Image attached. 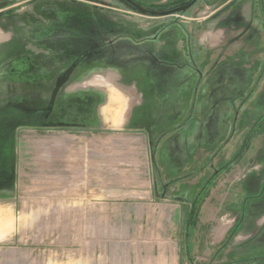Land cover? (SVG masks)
I'll use <instances>...</instances> for the list:
<instances>
[{
    "label": "rangeland",
    "instance_id": "374dc122",
    "mask_svg": "<svg viewBox=\"0 0 264 264\" xmlns=\"http://www.w3.org/2000/svg\"><path fill=\"white\" fill-rule=\"evenodd\" d=\"M137 48L145 50V70L142 58L134 62ZM182 68L187 79L185 72L175 76ZM97 72L103 82H90ZM14 78L32 85L28 120L19 116L25 111L16 109L17 99L5 97ZM183 84L189 122L177 125L171 140L151 137L153 144L167 137L158 155L190 169L185 179L195 178L193 196L204 184L211 191L204 224L190 227L186 239L192 244L182 243L184 264H264L262 194L252 229L248 221L236 243L219 246L212 234L232 173L224 166L264 112V0H199L185 14L169 16L144 14L125 0H0V222L9 225L0 231V264H58L57 143L73 150L75 143L95 139L90 132L101 129L89 127L99 122L98 106L110 88L135 100L174 93ZM248 144L245 159L258 154L251 172L261 174L264 126ZM225 210H232L227 224L233 223L234 207ZM68 225L67 219V254Z\"/></svg>",
    "mask_w": 264,
    "mask_h": 264
},
{
    "label": "crops",
    "instance_id": "0c3cea01",
    "mask_svg": "<svg viewBox=\"0 0 264 264\" xmlns=\"http://www.w3.org/2000/svg\"><path fill=\"white\" fill-rule=\"evenodd\" d=\"M126 42L132 44L126 40L118 44ZM144 52L141 54L137 48L132 55L134 62L142 58L145 70ZM187 71L176 69L175 76L185 72L187 79ZM98 77L102 76L95 74L90 82H103ZM177 88L174 93L143 95L134 100L114 86L103 95L98 106L99 122L89 127H100L101 131L93 130L88 136L92 138L95 134V139L75 143L73 150L63 141L57 143V173L54 176L57 182L58 264H184L186 244H192L186 239L189 229L204 224L201 215L209 204L211 191L204 184L193 196L191 186L195 178L185 179L190 169H179L177 161L157 153L159 146L168 144L170 132L190 120L184 109L187 96L180 93L187 91V85ZM161 134H167L165 141L153 144L151 135ZM168 139L171 140L170 136ZM263 149L260 152H264ZM257 155L252 154L251 160L244 155L227 169L232 172L225 178L228 192L221 202L222 216L212 233L219 246L238 221L240 227L232 244L247 228L248 221V229H252V217L260 209L259 205L254 208L259 202L258 195L262 194L264 199V169L261 174L251 172ZM261 166L264 168V164ZM246 167L249 173L241 175ZM180 173L182 176L175 177ZM182 183L189 185L182 190L179 187ZM203 187L207 191L204 200L196 218L189 220L193 200ZM243 201L245 216L242 218ZM227 204L235 209L234 221L229 224L232 210L223 211L230 207ZM67 214L73 216L67 218ZM67 219L69 234L71 232L68 238L72 242L68 254L65 252ZM7 226L0 222V231ZM3 234L1 232L0 236ZM182 243L186 246L184 249Z\"/></svg>",
    "mask_w": 264,
    "mask_h": 264
},
{
    "label": "trees",
    "instance_id": "16d2710c",
    "mask_svg": "<svg viewBox=\"0 0 264 264\" xmlns=\"http://www.w3.org/2000/svg\"><path fill=\"white\" fill-rule=\"evenodd\" d=\"M131 1L136 3L137 5H140L141 7L145 8V9H147L149 11L162 12V11H167V10L179 7V6L186 5L189 2H191L192 0H167L164 3H160L163 0H131ZM198 1L199 0H197L192 6H194ZM130 6H132V5H130ZM192 6L188 7L187 9L191 8ZM132 7H134V6H132ZM135 9L140 11L137 8H135ZM187 9L178 11L176 13L185 14ZM142 13L149 14V13H145V12H142ZM150 15H152V14H150ZM156 15L157 16H163L162 14H156ZM167 16H169V15H167ZM170 26H172V23H168L166 25L165 29H168V27H170ZM165 29H163V30H165ZM160 32H162V29H160ZM183 37H185V35ZM263 126H264V112L257 118L256 122L252 125L251 132L247 136V140H246V142L243 145V149L238 151V153L231 160V162L227 163L224 167H226L228 169L233 162L237 161L238 159H240V158H242L244 156L245 150L249 148V144L250 143L248 144V141L250 142V138L254 137L256 135L257 131L260 128H262ZM205 188L206 187H203L201 189L199 195L193 200V203H192L193 207H192L191 213L189 214V220H191L192 218H196L197 212L199 210V207L201 206V204H202V202L204 200V196H205V194L207 192L205 190ZM239 227H240V225H239V221H238V223L229 231V234L227 235L225 241L222 243L224 247L227 246V244H229V242L233 239L235 234L238 232Z\"/></svg>",
    "mask_w": 264,
    "mask_h": 264
},
{
    "label": "flooded vegetation",
    "instance_id": "af4514ba",
    "mask_svg": "<svg viewBox=\"0 0 264 264\" xmlns=\"http://www.w3.org/2000/svg\"><path fill=\"white\" fill-rule=\"evenodd\" d=\"M15 4H12V6H14ZM66 16V15H65ZM59 17H63V16H58L57 18ZM80 17V16H79ZM54 20V19H52ZM12 66H15L17 67V65H22V64H25L26 65V62H21V61H13L12 63ZM12 68V70L16 69V68ZM11 85H10V88H12V93L11 94H6L5 97L7 99V101L9 99H17L15 100L14 102V105H16V109L17 107L20 108L21 111H25V114L24 115H19L21 117V119H26L28 120V117L30 116V110H28L29 106H30V103H32V96L29 92V83L27 80H20V78H18L17 80L14 78L10 81ZM32 87V85H31ZM30 87V88H31ZM23 109V110H22ZM19 111V110H18ZM20 111V112H21ZM41 112L43 113L44 110H41Z\"/></svg>",
    "mask_w": 264,
    "mask_h": 264
},
{
    "label": "water",
    "instance_id": "95a60500",
    "mask_svg": "<svg viewBox=\"0 0 264 264\" xmlns=\"http://www.w3.org/2000/svg\"><path fill=\"white\" fill-rule=\"evenodd\" d=\"M196 1L197 0H192L191 2H189L186 5L179 6V7L167 10V11L159 12V11H149V10L141 7L140 5H137L136 3L132 2L131 0H125V2H127L128 4L134 6L135 8L139 9L140 11L145 12V13H149V14H152V15H156V14L172 15V14H175L176 12H178V11L187 9L188 7L192 6Z\"/></svg>",
    "mask_w": 264,
    "mask_h": 264
}]
</instances>
